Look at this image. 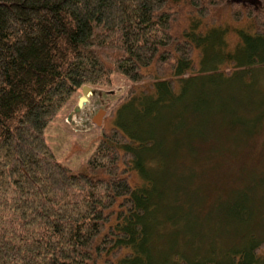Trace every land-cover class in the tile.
<instances>
[{"label":"trees","instance_id":"16d2710c","mask_svg":"<svg viewBox=\"0 0 264 264\" xmlns=\"http://www.w3.org/2000/svg\"><path fill=\"white\" fill-rule=\"evenodd\" d=\"M210 73L215 101L233 105L226 151L239 161L224 174L214 149L199 170L235 181L214 184L216 213L198 212L196 196L164 198L146 170L153 140L122 123L102 128L78 166L50 143L82 87L120 75L134 85L123 103L176 101L178 86ZM257 75L264 0H0V264H264Z\"/></svg>","mask_w":264,"mask_h":264},{"label":"rangeland","instance_id":"374dc122","mask_svg":"<svg viewBox=\"0 0 264 264\" xmlns=\"http://www.w3.org/2000/svg\"><path fill=\"white\" fill-rule=\"evenodd\" d=\"M232 41L235 42V39ZM230 47L232 49V45ZM215 78L213 73L203 74L198 80L183 83L176 91L180 93L176 101H170L164 94H160V97L154 94L146 101L142 99L143 103L136 96L133 101L123 103L128 89L134 85L124 77L115 75L109 85L91 88L92 94L78 114L68 120L74 106L64 114V122L57 119L52 123L50 143L57 147L60 160L67 166H78L89 159L102 128L116 126V121L117 124L122 123L137 141L153 140L149 146L151 153L146 160V170L156 182V188L162 190L164 198L196 196L200 198L196 208L198 212L216 213L217 189L214 184L217 182L220 187H229L235 181H211L202 176L199 170L208 164V152L214 149L225 151L221 163L224 174L234 172L239 161L238 158L234 161L228 157V144L225 141L226 123L223 119L227 118L226 112L233 105L215 101V92L218 91L214 86ZM256 81L261 88L264 78L257 75ZM247 84L244 80V93L248 96L249 91L245 89ZM135 87L139 92L138 88H147L149 83ZM80 95L79 91L76 99ZM117 106L115 115L113 111ZM100 110L105 113L101 118L102 125L98 127L93 123V118ZM213 138H218V141ZM136 181L141 183L139 177H136ZM222 199H225V195Z\"/></svg>","mask_w":264,"mask_h":264},{"label":"water","instance_id":"95a60500","mask_svg":"<svg viewBox=\"0 0 264 264\" xmlns=\"http://www.w3.org/2000/svg\"><path fill=\"white\" fill-rule=\"evenodd\" d=\"M92 94V89L90 87H82L81 95L77 99V104L73 109L72 113L69 115L68 120L71 118L72 115L78 114L79 111L82 109L83 105L88 102V97ZM105 111L100 110L97 115L93 118V123L100 127L102 125V116L104 115Z\"/></svg>","mask_w":264,"mask_h":264}]
</instances>
